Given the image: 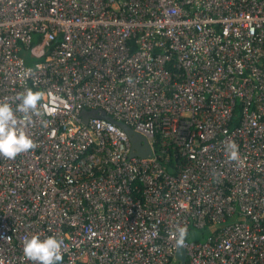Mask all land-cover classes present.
<instances>
[{"label":"built area","instance_id":"2783aa9c","mask_svg":"<svg viewBox=\"0 0 264 264\" xmlns=\"http://www.w3.org/2000/svg\"><path fill=\"white\" fill-rule=\"evenodd\" d=\"M29 88L43 115L35 149L0 156V264H33V235L61 264H264V0H0V102Z\"/></svg>","mask_w":264,"mask_h":264},{"label":"clouds","instance_id":"9594fccd","mask_svg":"<svg viewBox=\"0 0 264 264\" xmlns=\"http://www.w3.org/2000/svg\"><path fill=\"white\" fill-rule=\"evenodd\" d=\"M43 93L27 89L17 95L19 103L15 109L6 102H0V156L7 159H15L17 155L33 150L36 143L29 137L26 128L32 124L33 117H41L40 102ZM17 113L20 115L18 116ZM47 121L44 122L45 127ZM226 153L229 160H238V145L229 142L226 145ZM176 246L182 247L188 236L186 226H177L174 233ZM63 241L56 236H48L41 239L39 235H33L23 241V256L33 264H61Z\"/></svg>","mask_w":264,"mask_h":264},{"label":"water","instance_id":"95a60500","mask_svg":"<svg viewBox=\"0 0 264 264\" xmlns=\"http://www.w3.org/2000/svg\"><path fill=\"white\" fill-rule=\"evenodd\" d=\"M83 115H84L85 122H87L91 116H98V115L105 116V113L102 110H93V111L85 110L83 112ZM106 117H108L109 119H112L110 116L106 115ZM117 123L126 130V132L128 133L130 137V140L132 142V148H133L131 155L138 154L140 156H147L148 154L151 153L148 140L144 136L136 132L132 127H130L123 121H118ZM180 253H182V249Z\"/></svg>","mask_w":264,"mask_h":264},{"label":"rangeland","instance_id":"374dc122","mask_svg":"<svg viewBox=\"0 0 264 264\" xmlns=\"http://www.w3.org/2000/svg\"><path fill=\"white\" fill-rule=\"evenodd\" d=\"M21 53L25 57L27 64H29V65L35 64L36 59L31 55V53L29 51L23 50ZM209 233H210L209 229L199 230L198 236L194 239L204 240L208 236ZM174 264H179V263L175 262Z\"/></svg>","mask_w":264,"mask_h":264},{"label":"trees","instance_id":"16d2710c","mask_svg":"<svg viewBox=\"0 0 264 264\" xmlns=\"http://www.w3.org/2000/svg\"><path fill=\"white\" fill-rule=\"evenodd\" d=\"M211 227L212 226H207L205 229L211 230ZM194 232H195L194 229H191L190 232L188 233V238L192 239L193 238L192 236H193Z\"/></svg>","mask_w":264,"mask_h":264}]
</instances>
